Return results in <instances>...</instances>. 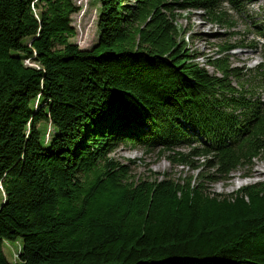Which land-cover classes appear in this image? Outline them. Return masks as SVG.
<instances>
[{"label":"trees","instance_id":"16d2710c","mask_svg":"<svg viewBox=\"0 0 264 264\" xmlns=\"http://www.w3.org/2000/svg\"><path fill=\"white\" fill-rule=\"evenodd\" d=\"M98 1L81 49L73 0H0V264H264V181L207 188L264 158V64L219 76L189 48L176 11L222 23L223 0ZM122 143L203 171L136 181Z\"/></svg>","mask_w":264,"mask_h":264},{"label":"rangeland","instance_id":"374dc122","mask_svg":"<svg viewBox=\"0 0 264 264\" xmlns=\"http://www.w3.org/2000/svg\"><path fill=\"white\" fill-rule=\"evenodd\" d=\"M73 1L80 8V12L72 17V25L76 29V37L72 39V42L81 49H89L96 43L99 36L97 27L99 1ZM223 1L222 8L216 12L217 14L222 10L227 12L222 16V23H215L214 16L202 10H177L176 22L178 27L186 33V42L198 55L200 65L207 68L211 74L221 76V73L210 64V61L221 60L248 76L264 64V0L248 5L242 12L231 10L226 0ZM263 77L264 69L257 74V78L263 79ZM232 82L236 83V81ZM263 90L264 87L261 86L257 89V93ZM40 128L46 134L53 130L45 124H41ZM188 150L189 148L183 149V151ZM167 156H160L159 151L147 153L138 147L124 143L111 154L112 158L130 168V174L136 181L164 177L177 181L199 177L200 171H203L173 163ZM204 171L206 172V169ZM261 181H264V158L255 159L252 164L240 167L231 173L226 180L210 183L207 188L209 192L228 195ZM2 196L0 192V202ZM21 247L22 239L20 238L17 241L4 243L3 251L9 262L15 263L18 260L17 255Z\"/></svg>","mask_w":264,"mask_h":264}]
</instances>
